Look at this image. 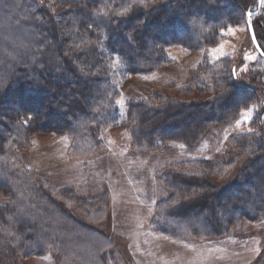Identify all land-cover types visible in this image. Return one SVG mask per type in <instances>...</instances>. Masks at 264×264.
Segmentation results:
<instances>
[{"label": "trees", "instance_id": "16d2710c", "mask_svg": "<svg viewBox=\"0 0 264 264\" xmlns=\"http://www.w3.org/2000/svg\"><path fill=\"white\" fill-rule=\"evenodd\" d=\"M13 1L25 15L12 33L28 31L33 38L23 47L11 44L2 39L10 28H0V191L6 196L0 203V264L46 254L52 264H119L126 251L102 227L111 214L109 189L80 195L70 183L54 184L48 173L24 164L20 149L34 134L49 132L69 136L71 159L104 153L102 133L117 119L122 76L165 65L173 44L189 50L217 45L224 30L248 26L246 12L258 0H0V20ZM260 12L250 17L257 41ZM180 92L128 98L133 149L156 150L167 141L194 147L212 126L236 120L258 100L256 89L238 81L228 56L203 59ZM258 110L251 130L227 137L217 161L181 159L156 170L167 193L154 205L152 231L185 241L219 239L261 217L264 123ZM63 224L87 237L70 241ZM249 264H264V247Z\"/></svg>", "mask_w": 264, "mask_h": 264}, {"label": "rangeland", "instance_id": "374dc122", "mask_svg": "<svg viewBox=\"0 0 264 264\" xmlns=\"http://www.w3.org/2000/svg\"><path fill=\"white\" fill-rule=\"evenodd\" d=\"M42 1L45 5L52 2ZM19 4L17 1L12 2L8 8L10 14L5 16L6 19L0 20V28H10L6 37H2L4 41L11 44L17 42L23 47L30 43L33 35L25 31L15 37V32L12 33L13 25L25 15L19 9ZM256 4L250 5L253 11L257 9ZM4 8L0 5V10ZM11 15H17V19L12 21ZM249 20L252 25L251 18ZM255 21L258 24L256 30L258 42L264 46V0H261V12ZM247 27L246 23L229 27L223 32L224 38L215 46L189 50L179 44L170 45L166 48L170 60L165 65L147 73L122 76L119 79V93L116 97L117 119L102 133L106 147L104 153L88 159H71L67 153L69 136L66 134L57 136L49 132L34 134L30 144L20 149L24 164L41 173H48L54 184L70 183L80 195H85L89 191L91 194H99L105 189L111 190L115 200L111 206V214L109 213L107 221L102 223V227L112 236L115 243L126 251V255L117 260L119 264H127L128 259L131 264H137L128 242L142 240L149 235L154 237L155 243L156 240H161L163 243L180 242L187 245L185 251L180 250V246H175L184 252L180 253L183 254L180 261L185 262L184 264H249L264 247V212L257 221L245 220L239 229L219 239L185 241L156 233L149 228V219L155 203L167 193L155 177L158 168L166 163L188 158L217 161L226 150L229 135L252 129L248 123L258 108L263 110L264 123V57L254 48ZM224 56L234 60L238 81L256 89L257 104L243 109L237 119L230 123L212 126L205 138L194 147H188L180 141H167L156 150L133 149L130 145V132L125 113L128 98H143L153 91L178 96L181 94L182 85L191 80L194 70L203 59L213 62ZM121 101L123 103H120ZM204 113L192 112L194 115ZM245 113H250L248 119H244ZM237 121H240L239 125ZM232 179L234 178L231 175L223 185L229 184ZM130 180L139 181L131 185ZM131 187L144 194L134 193ZM4 201L6 196L0 191V203ZM62 220L57 219L60 224ZM93 225L99 227L100 224ZM63 226L70 241H80L87 237L86 233L71 234V224ZM161 249L158 251L171 253L172 258L177 253L173 248ZM19 264H52V257L49 254L33 255L22 258Z\"/></svg>", "mask_w": 264, "mask_h": 264}, {"label": "crops", "instance_id": "0c3cea01", "mask_svg": "<svg viewBox=\"0 0 264 264\" xmlns=\"http://www.w3.org/2000/svg\"><path fill=\"white\" fill-rule=\"evenodd\" d=\"M130 181H131V185H135V181H139V180H135V181L130 180ZM109 191L111 194V206H112L115 199L110 189ZM132 191H134V193L136 192L141 195L144 194V192L141 193L139 190L135 189V187L132 188ZM149 237L148 238L144 237L142 238V240L137 239V240H132L128 242V247L130 248L134 258L136 259L137 264H184L185 263L183 261H180L181 255H183L180 253H184V252H181L180 250H183V249L184 251L187 250L186 249L187 245L181 244L180 242L163 243L161 240H156L157 243H155L154 237L152 235H149ZM175 246H180L179 248L181 249L180 250L176 249ZM162 247L163 248L165 247L173 248V250L177 252L175 253L174 258H172V254L167 253V251L166 253L159 252L158 250H160Z\"/></svg>", "mask_w": 264, "mask_h": 264}, {"label": "water", "instance_id": "95a60500", "mask_svg": "<svg viewBox=\"0 0 264 264\" xmlns=\"http://www.w3.org/2000/svg\"><path fill=\"white\" fill-rule=\"evenodd\" d=\"M260 8H261V0H258L257 9L255 11H247L246 12V17H247V22H248V31H249V35H250V38L252 40L253 46L256 49V51L258 52V54L260 56L264 57V51L261 49L256 37H255V42L253 41L254 31H253L252 25H251L250 20H249L251 15L255 14L256 12H258L260 10Z\"/></svg>", "mask_w": 264, "mask_h": 264}, {"label": "snow or ice", "instance_id": "6c2138e0", "mask_svg": "<svg viewBox=\"0 0 264 264\" xmlns=\"http://www.w3.org/2000/svg\"><path fill=\"white\" fill-rule=\"evenodd\" d=\"M253 41L255 42V35L253 34ZM215 51V50H214ZM252 57H249V59H251ZM120 103H123V101H121ZM250 117V113H245L244 114V119H248ZM237 124H240V121H237Z\"/></svg>", "mask_w": 264, "mask_h": 264}]
</instances>
